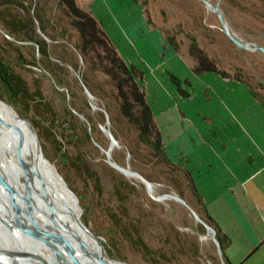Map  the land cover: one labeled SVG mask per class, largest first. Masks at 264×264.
Here are the masks:
<instances>
[{
  "label": "rangeland",
  "instance_id": "1",
  "mask_svg": "<svg viewBox=\"0 0 264 264\" xmlns=\"http://www.w3.org/2000/svg\"><path fill=\"white\" fill-rule=\"evenodd\" d=\"M122 1L115 0L119 9L123 8ZM227 1L210 0V3L218 6L223 19L226 15L230 31L248 39L249 32L264 34V7L248 9L249 15H240L238 8L229 6ZM75 2L96 19L125 64L139 71L135 74L136 80L148 88V97H155V81L164 82L162 88L171 85L177 90L173 82L178 79L182 82L181 88L189 93L188 109L194 117V113L201 112L221 118L218 123H225L231 116L247 131L264 120V108L251 99L250 87L243 82L225 83L227 77L217 71L194 73L188 67V59L181 55L197 65L189 51L193 42L228 76H236L239 71L246 79L252 69L261 68L258 72L264 77L262 53L241 49L230 41L222 31L218 14L201 0H149L151 5L146 8L149 19L165 36L172 38L178 49L179 59L172 62L176 65L173 75L162 70L150 74L146 67L163 61L160 51L154 50L156 44L144 34L143 39L131 42L120 34V21L111 0ZM16 21L22 27L27 26L28 32L12 33L8 23ZM78 41L79 34L71 25L61 0H0V62L9 68L5 73L9 71L13 79L22 80L8 86L0 74L1 108L21 129L20 122L14 118L15 111L35 123L47 158L41 155L54 167L58 178L65 177L80 195L78 216L99 236L106 258L128 264H224L222 240L217 234L214 236L221 244L219 247L212 233L183 204L167 198L153 199L139 179L125 176L107 162L98 146L109 148L110 160L116 164L147 175L155 197L162 195L155 189V183L170 184L169 166L139 140L137 130L119 114L114 100L106 101L111 108L110 117L99 109L96 99L89 98L79 75L94 66L90 61L83 62L77 53L74 46ZM90 77L93 84L101 85L107 93L111 91L102 74L92 71ZM185 79L193 82L191 87L185 86ZM161 90L160 97L164 95ZM95 105L99 108H94ZM67 111H74L77 117L70 121V126L76 129L73 133L64 123L63 114ZM86 119H91L93 124L87 130L89 141L83 139ZM190 119L186 125L191 123ZM210 120L199 119V127L204 128ZM104 128L111 133L114 146H110L111 139ZM18 136L12 131L10 138L19 141ZM31 138L28 139L36 148L35 135ZM242 143L248 147L247 140ZM0 168L6 175L5 168L2 165ZM18 181L25 183L24 176ZM69 209L74 210L70 201L62 207V220L73 230L75 211ZM28 240L33 241L31 237ZM92 243L96 249L94 240Z\"/></svg>",
  "mask_w": 264,
  "mask_h": 264
},
{
  "label": "crops",
  "instance_id": "2",
  "mask_svg": "<svg viewBox=\"0 0 264 264\" xmlns=\"http://www.w3.org/2000/svg\"><path fill=\"white\" fill-rule=\"evenodd\" d=\"M111 2L120 21V34L130 42L148 37L156 44L154 50L160 51L163 61L153 63L154 67L149 64L146 69L150 74L162 70L173 75L176 65L172 62H177L178 54L167 42L165 32L149 19L146 11L151 5L149 0H123L120 2L122 9L117 7L115 0ZM227 2L229 6L238 8L240 15H249L248 9L264 7V0ZM225 17L223 20L230 31L232 29ZM230 33L242 41L264 46V34L249 32L251 38L248 39L240 37L234 31ZM142 34L146 36L143 37ZM145 43L152 46L149 42L143 44ZM181 55L188 59V67L192 69L193 61L186 55ZM262 55L264 57L263 53ZM260 70L261 68L252 69L250 77L246 78L249 80L244 79L243 74L239 75V71L236 76H228L224 71L222 75L227 77L224 78L225 83L243 82L246 87H250L251 99L263 109L264 77L260 76ZM134 72L136 74L139 71L134 69ZM173 83L177 90L171 85H168L170 88H162L164 82L155 81V97H148V88L138 82L160 133L162 151L167 160L160 161L170 163V184L163 181L155 183V189L159 190L158 194H173L184 200L213 229L215 235L222 240L224 264H264V120L247 131L234 122L231 116L225 123H218L221 118L201 112L194 113V117L188 109L187 89L181 88L182 82L178 79ZM183 83L186 87L193 84L189 79H185ZM161 89L164 92L162 97L159 96ZM188 118L192 120L186 125ZM209 118L211 120L206 122L209 124L200 128L199 119L204 121ZM242 140L248 141L247 148ZM184 174L188 176L189 182L184 179ZM166 198L181 203L171 197ZM186 205L184 206L188 209Z\"/></svg>",
  "mask_w": 264,
  "mask_h": 264
},
{
  "label": "trees",
  "instance_id": "3",
  "mask_svg": "<svg viewBox=\"0 0 264 264\" xmlns=\"http://www.w3.org/2000/svg\"><path fill=\"white\" fill-rule=\"evenodd\" d=\"M61 1L67 9V15L70 18L71 25L76 29L79 34V41L74 46L77 50V53L79 54V56H81L83 62L86 63L90 61L91 65L94 66L93 69L91 68V70L86 71L85 74L81 73V75H79V78L81 80L82 85L84 86V89H86L87 91H89V93L93 95H91L92 99H96V103L100 107L99 108L95 105L96 108L101 109L102 112H105L106 116L107 114H109L111 117V108L108 106L106 101L107 99L112 98L117 104L119 114L123 116L137 130L139 140L145 143L146 145L150 146L152 154L155 155V157L160 160L163 159L164 161H167L162 151L160 133L156 128L144 92L135 79L134 70L125 64V62L119 56L115 47L108 39L103 29L99 26L98 22L91 15L90 12L79 7L76 4L75 0ZM8 26L12 27V33L15 31L14 34L18 31L24 32L25 30H28L27 26L22 27L17 21L16 23L9 22ZM27 32L25 31V33ZM166 39L168 43L173 47V49L175 51H178L176 45L172 41V38H168L166 36ZM189 51L190 55L197 62V65H193L192 67V70L195 73H201L205 71H217L224 75L223 71L219 70L214 65V63L209 60L207 55L198 48L195 43L192 42ZM42 52L45 53V49H42ZM6 69H9L8 66H5V64H3V62L1 61V78L5 83H7L8 86L12 85L14 81L22 82L20 78H16V80L13 79L12 75L10 76V74H8L9 71L5 73L4 70ZM92 71H96L106 78V84L109 85L111 88V91L109 93L105 92L101 85L93 84V81L90 77ZM24 92H26V90H24ZM73 112L67 111L63 114V117L66 119L64 123L67 124L71 133L76 130L74 127L70 126V121L74 117L77 118ZM78 114L82 113L78 112ZM14 118L20 122L25 135L31 140V137L34 136V131L32 130L30 124L22 120L16 111L14 112ZM86 120V126H84L83 124V139L89 141L90 137L88 136L89 134L87 130H91L93 128V124L91 122V119ZM32 124L35 128L37 127L33 121ZM165 163L167 165H170L169 162ZM141 175L145 177L148 181H150L147 175L143 173ZM184 179L189 182V178L186 174H184ZM64 180L69 186V188L74 193H76L73 187L67 181V179H65V177ZM77 197L79 199L80 195L78 194ZM83 222L85 223V221ZM85 224L87 225V223Z\"/></svg>",
  "mask_w": 264,
  "mask_h": 264
},
{
  "label": "bare ground",
  "instance_id": "4",
  "mask_svg": "<svg viewBox=\"0 0 264 264\" xmlns=\"http://www.w3.org/2000/svg\"><path fill=\"white\" fill-rule=\"evenodd\" d=\"M7 116L8 115L5 114V111L0 106V165L5 168V171L8 174L4 175L8 185H10L13 190L15 189L19 190L20 192H25L26 184L23 182L20 183L18 180L20 176H24L25 173H27L30 176V178H28V189L30 196L44 221L55 225L58 230H60L72 242L75 248L79 250L80 254H82V251H80V244L78 242V239L84 238L83 240H86L90 247L95 249L92 243L93 240L86 234V232L83 230L84 234H82L79 231L76 219L74 222L75 228L73 230L70 229L62 220V207L66 206V203L70 201L75 208L73 198H71L65 192L66 190L64 189V185L58 178L54 167L42 155H39L37 153L36 148L27 138L24 131L19 126H16L13 121L10 120V118ZM4 123L8 124V126ZM12 131H15L19 134V139L20 135H22L21 143L10 138L12 136ZM110 146H114V144ZM18 155L21 158L23 166H18L17 164ZM124 175L128 177L134 176L131 173L130 169L125 170ZM134 177L136 179H139L136 176ZM40 180H43L44 185ZM46 181L49 186L46 185ZM150 192L152 193L151 189ZM151 195L153 199L163 200L164 198H166L165 196L155 197L153 194ZM75 212L78 214V211L76 209ZM6 213H9L11 222H14L15 224L23 226L25 228H30L31 223L26 218L24 213L20 210L13 211L12 209L7 208L6 204L0 197V215L3 219H5V221H8L7 219L9 217L6 215ZM5 237H7V239ZM30 237L33 239V241L28 240L30 239ZM4 249L27 253L30 251H38V254L46 258V260H48L50 264L70 263L62 251L54 248L53 246L45 244L37 235L30 232L26 233L24 229L19 226L13 227L11 231H8L6 230V228L0 225L1 258H6L3 256ZM16 257L17 263H21V261L23 262L21 264L27 263L24 257ZM82 259L88 261L86 262V264H93L91 258L82 256ZM106 264L124 263L106 258Z\"/></svg>",
  "mask_w": 264,
  "mask_h": 264
},
{
  "label": "water",
  "instance_id": "5",
  "mask_svg": "<svg viewBox=\"0 0 264 264\" xmlns=\"http://www.w3.org/2000/svg\"><path fill=\"white\" fill-rule=\"evenodd\" d=\"M201 1L204 4L208 5L214 12H216V14H218V16L220 18L222 31L226 34V36L229 38L230 41H232L236 46H238L241 49H246V50H250V51H260L264 54V46H261L255 42L242 41V40L238 39L236 36H234L232 33H230V31L227 28L226 23L224 22V20L221 16L220 10H219L217 5L211 4L209 0H201ZM85 91H86V93H88L89 98H92L86 89H85ZM19 117L22 120H24L30 124L32 130L34 131V135H35V139H36V151L39 155H41V154L44 155L43 151H42L40 139L38 137V134L35 130L34 125L32 124V122L30 120L23 118L21 116H19ZM4 124L8 126V124H6V123H4ZM106 132L108 133V135L111 139V144H114V141H113L114 139H113L111 133L109 132L108 129H106ZM21 141H22V135H20L19 143H21ZM98 147L106 155L107 162L109 163V165L111 167H113L114 169H116L117 171L121 172L122 174H125V170H128V168L121 167L120 165H118L115 162L110 160L109 148H107L105 150L100 146H98ZM18 163H19V165L23 166L21 158L19 155H18ZM131 173L141 180V182L145 186L148 194L150 196H152L151 195L152 193L150 192V189L152 191L151 183L145 177H143L140 173L135 172V171H131ZM28 178H30V176L27 173H25V175H24V180H25V184H26V191L25 192H20L19 190H15V189L13 190L10 187V185H8L7 180L3 174V171L0 168V197L2 198L4 203L6 204L7 208L12 209L13 211H15V210L22 211L24 213V215L26 216V218L31 223L30 228H25L23 226L17 225L14 222H11V219L9 217V213H6V215L9 217L7 219L8 221H5V219H3L0 215V222L2 223V227L6 228V230H8V231H11L13 229V227L19 226L22 229H24V231L26 233L30 232V233L37 235L40 239H42V241L45 244L53 246L54 248H57L60 251H62L65 254V256L67 257V259L69 260V262H70L69 264H86V262H88V261H86L85 259L83 260L82 256L91 258V261L93 262V264H106V256L104 255V248H103V245L100 241L99 236L97 234H95L81 220L80 217H78V214L76 212H73V211H75V209L78 211V207H77L78 199H77V196L75 195V193L69 188V186L65 182L64 178L61 176V180L63 181V184H64V189L66 190L65 192L71 198H73V203L75 205L74 210H72V209H69V210L74 213V217L76 219V223H77L78 227L81 230H84L86 232V234L92 240H94V242L97 245L96 249H94V248L90 247V245L88 244V242L86 240H83L84 238L78 239V242L80 244V246H79L80 251H82V254L79 253V250H77L75 248V246L72 244V242L60 230H58V228L55 225H52V224L44 221V219L40 215V212L35 207V204H34L32 198L30 196L29 189H28ZM40 181L44 185L43 180H40ZM159 196L171 197V198L181 202L182 204L186 205L184 200H182L181 198H179L176 195L164 194V195H159ZM188 209L190 210V213L194 216V218L198 222H200L202 224V226L208 232L212 233L214 241L216 242L217 245H219V242L214 237L215 232L213 231V229L209 225L204 223L195 214V212L190 207H188ZM5 238L7 239V237H5ZM219 247H220V245H219ZM3 256L6 258L0 257V264H12L13 262L17 261L16 256L24 257L25 260L27 261V263H25V264H50V262L48 260H46V258H44L42 255L38 254V251H30L27 253V252H18V251L4 249L3 250ZM9 258H11V259H9ZM123 263L128 264L124 261H123ZM13 264H21V263L16 262Z\"/></svg>",
  "mask_w": 264,
  "mask_h": 264
},
{
  "label": "flooded vegetation",
  "instance_id": "6",
  "mask_svg": "<svg viewBox=\"0 0 264 264\" xmlns=\"http://www.w3.org/2000/svg\"><path fill=\"white\" fill-rule=\"evenodd\" d=\"M209 1H210V0H209ZM32 39H33V40L36 39L34 35H32Z\"/></svg>",
  "mask_w": 264,
  "mask_h": 264
},
{
  "label": "built area",
  "instance_id": "7",
  "mask_svg": "<svg viewBox=\"0 0 264 264\" xmlns=\"http://www.w3.org/2000/svg\"><path fill=\"white\" fill-rule=\"evenodd\" d=\"M94 108H96L95 106H93Z\"/></svg>",
  "mask_w": 264,
  "mask_h": 264
}]
</instances>
